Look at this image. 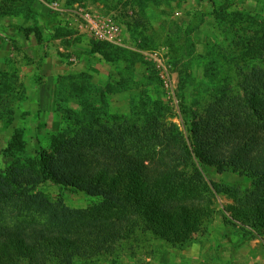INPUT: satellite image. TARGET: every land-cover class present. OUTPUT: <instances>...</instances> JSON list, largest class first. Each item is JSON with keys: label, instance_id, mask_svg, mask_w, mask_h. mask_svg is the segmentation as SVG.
<instances>
[{"label": "rangeland", "instance_id": "rangeland-1", "mask_svg": "<svg viewBox=\"0 0 264 264\" xmlns=\"http://www.w3.org/2000/svg\"><path fill=\"white\" fill-rule=\"evenodd\" d=\"M50 1L0 0L1 173L14 159L36 158L67 127L96 132L126 119L139 123L158 109L161 120L182 129L185 114L191 119L222 90L241 97L250 69L264 63V0H57L64 11ZM75 4L97 16L115 15L117 47L130 57L112 61L97 50L70 23ZM158 61L171 66L169 88L157 76ZM119 82L123 88L115 90ZM202 174L251 187L239 172ZM39 189L72 208L98 201L50 181ZM215 201L210 222L188 244L147 234L75 264H264V234H245L225 218L226 195Z\"/></svg>", "mask_w": 264, "mask_h": 264}, {"label": "trees", "instance_id": "trees-1", "mask_svg": "<svg viewBox=\"0 0 264 264\" xmlns=\"http://www.w3.org/2000/svg\"><path fill=\"white\" fill-rule=\"evenodd\" d=\"M93 42L109 60L130 57ZM262 64L250 69L241 97L222 90L191 119L185 114L182 129L154 109L139 123L96 132L67 127L36 158L11 161L0 172V264H75L147 234L183 246L210 222L217 194L230 198L226 219L245 234H264ZM210 168L239 172L251 187L208 181L202 172ZM49 181L98 201L72 208L50 200L39 189Z\"/></svg>", "mask_w": 264, "mask_h": 264}, {"label": "built area", "instance_id": "built-area-1", "mask_svg": "<svg viewBox=\"0 0 264 264\" xmlns=\"http://www.w3.org/2000/svg\"><path fill=\"white\" fill-rule=\"evenodd\" d=\"M49 4L54 10L64 11L58 6L57 0H51ZM74 7L71 24L76 25L80 31L86 33L93 40L107 42L114 46L121 45L119 40L120 26L116 21L117 18L115 15L111 14L107 17H102L94 14L91 9L82 7L78 4H75ZM155 69L157 70V76L164 88H169L170 64L160 65L158 61L155 65Z\"/></svg>", "mask_w": 264, "mask_h": 264}]
</instances>
